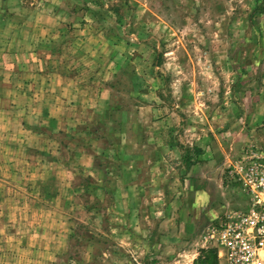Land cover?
Instances as JSON below:
<instances>
[{
    "label": "rangeland",
    "instance_id": "obj_1",
    "mask_svg": "<svg viewBox=\"0 0 264 264\" xmlns=\"http://www.w3.org/2000/svg\"><path fill=\"white\" fill-rule=\"evenodd\" d=\"M262 149L264 0H0V264H202Z\"/></svg>",
    "mask_w": 264,
    "mask_h": 264
},
{
    "label": "built area",
    "instance_id": "obj_2",
    "mask_svg": "<svg viewBox=\"0 0 264 264\" xmlns=\"http://www.w3.org/2000/svg\"><path fill=\"white\" fill-rule=\"evenodd\" d=\"M246 205L207 229L201 247L213 248L217 264H264V149L233 165Z\"/></svg>",
    "mask_w": 264,
    "mask_h": 264
},
{
    "label": "trees",
    "instance_id": "obj_3",
    "mask_svg": "<svg viewBox=\"0 0 264 264\" xmlns=\"http://www.w3.org/2000/svg\"><path fill=\"white\" fill-rule=\"evenodd\" d=\"M208 251L210 252V254L208 255V259H205V260L203 259L202 264H217L215 250L209 249Z\"/></svg>",
    "mask_w": 264,
    "mask_h": 264
}]
</instances>
